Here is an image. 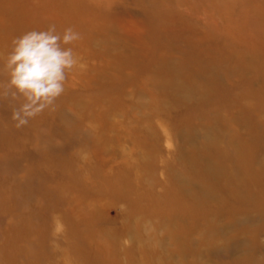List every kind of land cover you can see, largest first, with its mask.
I'll list each match as a JSON object with an SVG mask.
<instances>
[{
  "label": "rangeland",
  "instance_id": "obj_1",
  "mask_svg": "<svg viewBox=\"0 0 264 264\" xmlns=\"http://www.w3.org/2000/svg\"><path fill=\"white\" fill-rule=\"evenodd\" d=\"M50 24L83 66L0 100V264H264V0H0V62Z\"/></svg>",
  "mask_w": 264,
  "mask_h": 264
},
{
  "label": "clouds",
  "instance_id": "obj_2",
  "mask_svg": "<svg viewBox=\"0 0 264 264\" xmlns=\"http://www.w3.org/2000/svg\"><path fill=\"white\" fill-rule=\"evenodd\" d=\"M82 39L69 26L58 32L55 24L44 30H28L11 41L10 50L0 62V100H7L10 119L19 129L46 109H53L64 93L68 73L82 67L72 45ZM62 231L58 222L53 235Z\"/></svg>",
  "mask_w": 264,
  "mask_h": 264
}]
</instances>
